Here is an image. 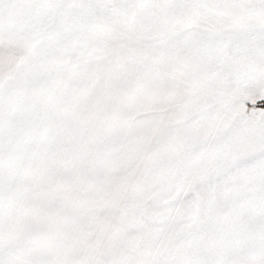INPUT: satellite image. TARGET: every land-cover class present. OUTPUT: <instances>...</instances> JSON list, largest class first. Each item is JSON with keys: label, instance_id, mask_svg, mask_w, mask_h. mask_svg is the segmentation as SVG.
I'll list each match as a JSON object with an SVG mask.
<instances>
[{"label": "snow or ice", "instance_id": "snow-or-ice-1", "mask_svg": "<svg viewBox=\"0 0 264 264\" xmlns=\"http://www.w3.org/2000/svg\"><path fill=\"white\" fill-rule=\"evenodd\" d=\"M0 264H264V0H0Z\"/></svg>", "mask_w": 264, "mask_h": 264}]
</instances>
